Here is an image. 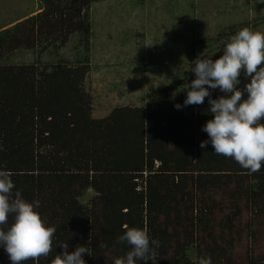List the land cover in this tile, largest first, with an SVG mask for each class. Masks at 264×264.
Segmentation results:
<instances>
[{"label":"trees","instance_id":"trees-1","mask_svg":"<svg viewBox=\"0 0 264 264\" xmlns=\"http://www.w3.org/2000/svg\"><path fill=\"white\" fill-rule=\"evenodd\" d=\"M40 1L38 13L0 31V168L13 173L26 200L40 201L42 217L57 229L52 253L26 264H54L65 241L69 252L88 244L87 264H114L129 250L117 243L126 227L148 230L155 264L208 256L213 264H264V168L250 174L211 145L200 147L212 119L207 98L177 110L186 93H165L95 118L84 90L89 60L42 68L4 62L20 48L59 49L74 33L88 48L94 0ZM240 79L243 89L248 80ZM89 188L96 195L84 204L79 197ZM244 238L240 257L235 247ZM0 264H11L3 248Z\"/></svg>","mask_w":264,"mask_h":264},{"label":"rangeland","instance_id":"rangeland-1","mask_svg":"<svg viewBox=\"0 0 264 264\" xmlns=\"http://www.w3.org/2000/svg\"><path fill=\"white\" fill-rule=\"evenodd\" d=\"M41 7L40 0H0V31ZM262 17L264 0H94L88 48L74 33L59 49L20 48L4 62L42 68L60 59L89 60L84 90L92 101V116L102 118L115 108L144 106L165 93H186L179 90L195 79L188 69L197 58L214 53L212 58H218L243 28L264 32V23L257 21ZM95 195L89 188L79 199L85 204ZM247 218L244 213L238 225L243 227ZM248 244L244 238L235 253L246 255Z\"/></svg>","mask_w":264,"mask_h":264},{"label":"clouds","instance_id":"clouds-1","mask_svg":"<svg viewBox=\"0 0 264 264\" xmlns=\"http://www.w3.org/2000/svg\"><path fill=\"white\" fill-rule=\"evenodd\" d=\"M213 55L201 57L188 69L195 79L180 88L186 91V98L175 108L202 105L207 98V113L212 119L201 128L208 138L200 147L211 145L216 155L232 158L241 168L256 174L264 168V32L243 28L226 42L222 55L216 59ZM241 75L248 80L243 89L239 87ZM217 89L222 95L214 99L212 90ZM12 176L11 171L0 168V248L11 264H26L52 253L57 229L42 217L39 200L29 202L16 190ZM117 243L127 245L129 250L114 264L157 261V246L147 229L126 227ZM60 247L63 251L54 264H87L83 256L90 255L88 244L78 245L72 252L66 241ZM199 264H213L212 258H201Z\"/></svg>","mask_w":264,"mask_h":264}]
</instances>
